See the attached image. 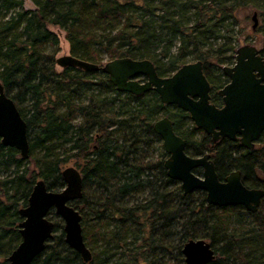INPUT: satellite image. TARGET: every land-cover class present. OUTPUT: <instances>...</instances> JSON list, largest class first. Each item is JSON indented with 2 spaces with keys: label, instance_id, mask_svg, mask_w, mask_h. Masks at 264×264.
I'll return each mask as SVG.
<instances>
[{
  "label": "trees",
  "instance_id": "16d2710c",
  "mask_svg": "<svg viewBox=\"0 0 264 264\" xmlns=\"http://www.w3.org/2000/svg\"><path fill=\"white\" fill-rule=\"evenodd\" d=\"M31 2L34 11L24 10L22 0H0V82L26 120L30 142L23 159L0 140V264H8L6 257L20 241L18 210L34 182L63 188L60 172L71 159L83 186L82 198L72 205L82 215L92 258L84 262L64 242L62 223L56 222L52 238L30 264H184L183 243L198 238L215 252L209 264H264V197L250 213L241 206L208 205L199 190L184 195L180 183L166 175L167 154L152 124L169 116L188 154L208 152L220 178L238 169L245 186L262 189L264 133L258 149L225 139L215 143L188 113L161 103L153 90L119 92L102 71L57 72L58 39L48 28L63 29L72 55L80 59L96 61L99 48L112 59H149L157 74L166 76L191 58L201 60L218 85L211 74L232 63L234 47L228 38L215 48L209 40L221 37L236 8L251 5L263 22L264 56V0ZM46 46L52 52L45 53ZM211 98L219 100L216 93Z\"/></svg>",
  "mask_w": 264,
  "mask_h": 264
},
{
  "label": "water",
  "instance_id": "95a60500",
  "mask_svg": "<svg viewBox=\"0 0 264 264\" xmlns=\"http://www.w3.org/2000/svg\"><path fill=\"white\" fill-rule=\"evenodd\" d=\"M251 19L255 29L256 11ZM234 58V64L222 67L228 82L217 92L222 98L221 107L210 101V84L201 60L183 63L168 76H159L149 59L119 57L100 65L68 54L55 58V64L62 69L102 71L119 92L140 95L153 90L161 103L188 113L194 126L213 141L238 139L244 148L252 149L264 131V57L256 46L245 44L235 49ZM152 129L161 138L167 154L163 162L166 175L180 183L184 195L199 190L208 205L241 206L250 213L258 210L264 189L245 186L239 170L220 178L209 153L188 155L185 140L176 134L169 116L155 120ZM0 140L3 146L15 148L21 158H28L30 142L26 120L6 95L1 82ZM196 169L201 172L195 173ZM60 175L64 185L58 190L48 189L43 179L34 182L26 205L18 210L20 241L6 257L8 264H30L44 250L55 224L50 212L62 221L64 242L84 262L91 260V251L82 234V215L72 205L83 195L81 172L67 166ZM181 253L184 264H209L215 258L211 243L201 238L185 241Z\"/></svg>",
  "mask_w": 264,
  "mask_h": 264
},
{
  "label": "rangeland",
  "instance_id": "374dc122",
  "mask_svg": "<svg viewBox=\"0 0 264 264\" xmlns=\"http://www.w3.org/2000/svg\"><path fill=\"white\" fill-rule=\"evenodd\" d=\"M123 1V0H121ZM22 8L24 10H28V11H34L36 9V6L31 2V0H22ZM256 11L257 12V25L256 28L253 29L252 28V24L253 21L251 19V16L253 14V12ZM193 12V10L191 9L190 13H187V15L191 16V13ZM191 20V19H188ZM191 22V21H189ZM263 22L261 20V15H259V11L257 9H255V7L248 5V6H244V7H240V8H236L233 11V15L232 17H228L225 21H224V26L222 27V29L220 30V38L216 39V40H209L210 42V46L215 48L217 47L219 44H221L224 39L226 40L228 38V40L231 41V45L234 47L233 52H235V49L239 46L245 45V44H251L256 46L259 50L262 48V44H261V39H262V32H261V28H262ZM49 30L51 32H53L57 39H58V43H57V51L55 52V56L54 59L63 55H68L71 54V48H70V43L66 38V34L65 31L57 26H48ZM99 30H94L93 33H98ZM176 47H177V42H174L173 46L171 47V52H175L176 51ZM96 50V54H97V60L94 61L100 65H103L105 62L111 60L112 58H110V56L108 55V53L105 50H101L99 48L95 49ZM44 52L45 53H49L52 52V48L49 46L44 47ZM165 60V59H164ZM163 60V61H164ZM196 60H193L191 58H188L186 62H193ZM235 61V59L233 58L232 63ZM232 63H227V65H231ZM54 68L57 72H61L63 69L61 67H59L58 65H54ZM169 72V74L173 73ZM261 147L260 143H256L255 144V148L258 149ZM67 166H74L76 168H78V165L76 163V161L74 159H71L70 161L66 162L63 166L62 169L64 167ZM31 169H34L33 165H30ZM37 172V170H36ZM50 218L56 223H62V221L54 215V213L50 214ZM59 233V232H58Z\"/></svg>",
  "mask_w": 264,
  "mask_h": 264
},
{
  "label": "flooded vegetation",
  "instance_id": "af4514ba",
  "mask_svg": "<svg viewBox=\"0 0 264 264\" xmlns=\"http://www.w3.org/2000/svg\"><path fill=\"white\" fill-rule=\"evenodd\" d=\"M260 52H261V49H260ZM261 54H262V52H261ZM262 56H263V54H262ZM234 57H235V52H234ZM264 57V56H263ZM235 59V58H234ZM232 64H234V62L232 63ZM231 64V65H232ZM227 64H224V65H222L221 67H220V69H219V71L217 72V71H214V72H212V74H211V76L214 78V79H218L219 81L218 82H220V83H218V85H216V84H214L212 81H211V79H210V77L209 76H207L205 73V76H206V78H207V80H208V82H209V84H210V101L211 102H213L217 107H221L222 106V98L218 95V90L219 89H221L222 87H224V85L228 82V77L222 72V67L223 66H226ZM231 65H227V66H231ZM203 72H204V69H203ZM172 74V73H171ZM168 75H170V74H168ZM168 75H166V76H168ZM216 93V95L219 97V100L217 101V102H215V101H212V98H211V96L213 95V94H215ZM169 106H173V105H169ZM189 116V115H188ZM162 117V116H161ZM189 120H190V118H189ZM191 121V120H190ZM192 122V121H191ZM173 123V122H172ZM194 125V124H193ZM173 128H174V126H173ZM197 129H199V128H197ZM199 130H201V129H199ZM175 131V130H174ZM204 134H205V132L203 131V130H201ZM176 132V131H175ZM264 133V131L261 133V135H260V137H259V139L257 140V141H255L254 142V147L252 148V149H254L255 148V144L258 142V143H260L261 142V136H262V134ZM177 134V133H176ZM177 135H179V134H177ZM206 135V134H205ZM179 136H181V135H179ZM207 136V135H206ZM182 137V136H181ZM207 137H209V136H207ZM183 138V137H182ZM210 138V137H209ZM184 139V138H183ZM211 139V138H210ZM223 139H225V140H228V141H230V142H237L238 144H239V146L242 148V149H246V150H252V149H247V148H244L241 144H240V142H239V140L238 139H236V140H229V139H227V138H222V139H219V140H217V141H213L212 139V141L213 142H215V143H218V142H220L221 140H223ZM185 140V139H184ZM185 152H186V141H185ZM187 153V152H186ZM204 153H208V152H204ZM203 153V154H204ZM188 154V153H187ZM203 154H201V155H203ZM210 154V153H209ZM188 155H190V154H188ZM190 156H193V155H190ZM196 156H200V155H196ZM210 157H211V154H210ZM211 159H212V157H211ZM213 160V159H212ZM214 161V160H213ZM214 163H215V161H214ZM216 165V164H215ZM197 170V169H196ZM195 170V171H196ZM199 170V172L198 173H200L201 171H200V169H198ZM235 170H238V169H235ZM233 171V170H232ZM240 171V170H239ZM196 173V172H195ZM241 173V172H240ZM228 174V173H227Z\"/></svg>",
  "mask_w": 264,
  "mask_h": 264
}]
</instances>
